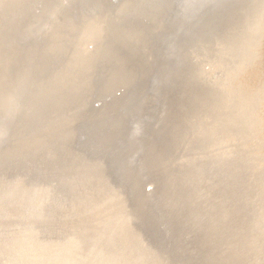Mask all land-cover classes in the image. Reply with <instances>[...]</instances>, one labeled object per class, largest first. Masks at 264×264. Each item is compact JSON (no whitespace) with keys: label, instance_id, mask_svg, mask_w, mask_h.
I'll return each instance as SVG.
<instances>
[{"label":"water","instance_id":"obj_1","mask_svg":"<svg viewBox=\"0 0 264 264\" xmlns=\"http://www.w3.org/2000/svg\"><path fill=\"white\" fill-rule=\"evenodd\" d=\"M243 1L37 0L21 17L28 0H0V174L25 172L64 194L94 183L121 192L145 236L186 262L217 264L186 253L190 228L160 177L173 138L168 99ZM79 238L91 242L81 227Z\"/></svg>","mask_w":264,"mask_h":264},{"label":"rangeland","instance_id":"obj_2","mask_svg":"<svg viewBox=\"0 0 264 264\" xmlns=\"http://www.w3.org/2000/svg\"><path fill=\"white\" fill-rule=\"evenodd\" d=\"M219 29L168 99L173 138L160 178L175 189L173 205L190 228L186 253L217 264H264V0H244ZM57 118L42 142H51ZM20 173L0 175V264H189L184 251L138 229L123 193L106 184L113 193H96L94 183L68 195ZM80 227L91 242L80 241Z\"/></svg>","mask_w":264,"mask_h":264},{"label":"bare ground","instance_id":"obj_3","mask_svg":"<svg viewBox=\"0 0 264 264\" xmlns=\"http://www.w3.org/2000/svg\"><path fill=\"white\" fill-rule=\"evenodd\" d=\"M37 0H28V5L22 10V9H20L21 11H20V14H21V17L23 16V15H29V16H31L32 14H33V9H34V7L38 4L37 2H36ZM27 3V2H26ZM65 14V12L64 11H62V9L60 8V10H58V12H57V15H58V17L57 18H60L61 17V15H64ZM240 15H243V14H240ZM244 17V16H243ZM70 27H71V25H68V26H66V29L69 31L70 30ZM248 27V26H247ZM80 31H85V30H80ZM59 32L61 33V34H65V31L63 30V29H61V30H59ZM90 32H93V31H90ZM236 58V57H235ZM206 61V60H205ZM207 63V62H206ZM217 77V76H216ZM244 113V112H243ZM246 113V112H245ZM183 120V119H182ZM231 122V121H230ZM229 123V122H228ZM232 123V122H231ZM261 124V123H260ZM228 142H230V141H228ZM234 143V142H233ZM255 159V158H254ZM234 161V160H233ZM256 170V169H255ZM10 173V172H9ZM19 173V172H18ZM22 173V172H21ZM20 173V174H21ZM25 173V172H24ZM14 174V173H13ZM0 175H2V174H0ZM18 175V174H17ZM12 176H14V175H12ZM9 177H10V175H9ZM17 177V176H16ZM1 178V177H0ZM10 179H12V178H10ZM19 179V178H18ZM27 181V180H26ZM12 182V181H11ZM24 182H25V180H24ZM23 184V183H22ZM28 186H29V184H28ZM43 188H44V186H43ZM259 188V187H258ZM11 189V188H10ZM9 189V190H10ZM29 189H30V187H29ZM262 191V190H261ZM39 193V192H38ZM48 193V192H47ZM256 193V192H255ZM3 195V194H2ZM8 195H9V193H8ZM69 195V194H68ZM4 196V195H3ZM51 196V195H50ZM96 196V195H95ZM53 197V196H52ZM74 197H76V196H74ZM0 199H1V197H0ZM4 199H5V197H4ZM66 199V198H65ZM8 200V199H7ZM46 200V199H45ZM59 200V199H58ZM31 201V200H30ZM38 201V200H37ZM71 202V201H70ZM7 203V202H6ZM5 203V204H6ZM30 203V202H29ZM43 203V202H42ZM53 203V202H52ZM58 203V202H57ZM3 204V203H2ZM32 204V203H31ZM37 204H39L38 202H37ZM65 204V203H64ZM10 205V204H9ZM44 205H45V203H44ZM28 206V205H27ZM56 206V205H55ZM68 206H69V204H68ZM3 207V206H2ZM10 207V206H9ZM8 207V208H9ZM30 207V206H29ZM39 207V206H38ZM58 207V206H57ZM0 208H1V206H0ZM55 208V207H54ZM60 208V207H59ZM2 209H4V208H2ZM38 209V208H37ZM40 209V208H39ZM6 210V209H5ZM4 210V211H5ZM45 210V209H44ZM3 211V212H4ZM10 211V210H9ZM51 211V210H50ZM60 211H63V210H60ZM187 211V210H186ZM184 212V211H183ZM1 213V212H0ZM53 213V212H52ZM60 213V212H59ZM61 213H63V214H65L64 212H61ZM113 213V212H112ZM42 214V213H41ZM44 214V213H43ZM5 215H6V213H5ZM8 215V214H7ZM30 215V214H29ZM55 215V214H54ZM41 216V215H40ZM43 216V215H42ZM0 217H3L2 215L0 216ZM35 217H37V216H35ZM50 217V216H49ZM8 218V217H7ZM19 218V217H18ZM53 218V217H52ZM59 218V217H58ZM40 219H41V217H40ZM47 219V218H46ZM61 219V218H60ZM94 219V218H93ZM1 220V219H0ZM28 220V219H27ZM43 220V219H42ZM53 220V219H52ZM56 220V219H55ZM257 220V219H256ZM260 220H262V219H260ZM2 221H3V218H2ZM4 221H6L5 219H4ZM26 221V220H25ZM60 221V220H59ZM76 221V220H75ZM63 222V221H62ZM257 222V221H256ZM3 223V222H2ZM2 223H0L1 225H2ZM8 223V222H7ZM30 223V222H29ZM32 223V222H31ZM30 223V225H32ZM61 223V222H60ZM6 224V223H5ZM37 224H39V222L37 223ZM48 224V223H47ZM10 225V224H9ZM13 225V224H12ZM11 225V226H12ZM40 225V224H39ZM53 225V224H52ZM5 226V225H4ZM20 226V225H19ZM28 226H29V224H28ZM61 226V225H60ZM32 227V226H31ZM25 228V227H24ZM29 228V227H28ZM87 228V227H86ZM40 229V228H39ZM91 229V228H90ZM2 230H3V228H2ZM6 230V229H5ZM10 230V229H9ZM22 230H24V229H22ZM88 230V229H87ZM49 231V230H48ZM69 231V230H68ZM28 233V232H27ZM32 233V232H31ZM94 233V232H93ZM12 234V233H11ZM19 234V233H18ZM35 234H37V233H35ZM35 234H32V235H35ZM52 234V233H51ZM73 234V233H72ZM2 235V234H1ZM0 235V236H1ZM22 235H23V233H22ZM29 235V234H28ZM40 235V234H39ZM47 235H48V233H47ZM14 236V235H13ZM25 236V235H24ZM43 236V235H42ZM108 236V235H107ZM219 236V235H218ZM5 237V235L3 236V239H6V237ZM9 237V236H8ZM16 237V236H15ZM21 237V236H20ZM38 237V236H37ZM52 237V236H51ZM9 239V238H8ZM20 239V238H19ZM30 239V238H29ZM36 239V238H35ZM28 240V239H27ZM62 240V239H61ZM147 240H148V238H147ZM225 240V239H224ZM8 241V240H7ZM10 241V240H9ZM8 241V242H9ZM21 241V240H20ZM46 241V240H45ZM51 241V240H50ZM16 242V241H15ZM110 242V241H109ZM0 243H2V242H0ZM11 243V242H10ZM21 243V242H20ZM42 243V242H41ZM9 244V243H8ZM27 244V243H26ZM37 245V244H36ZM86 245V244H85ZM107 245V244H106ZM1 246V245H0ZM8 246V245H7ZM22 246V245H21ZM49 246V245H48ZM131 246V245H130ZM4 247H5V245H4ZM76 247V246H75ZM10 248V247H9ZM27 248V247H26ZM79 248V247H78ZM88 248V247H87ZM121 248V247H120ZM134 248V247H133ZM199 248V247H198ZM20 249V248H19ZM35 249V248H34ZM108 249V248H107ZM163 249V248H162ZM200 249V248H199ZM1 250V249H0ZM24 250V249H23ZM5 251V250H4ZM32 251V250H31ZM29 252H30V250H29ZM201 252V251H200ZM18 253H19V251H18ZM34 253H36V252H34ZM102 253V252H101ZM111 253V252H110ZM203 254V253H202ZM19 255V254H18ZM113 255V254H112ZM130 255V254H129ZM6 256V255H5ZM22 256V255H21ZM31 256V255H30ZM35 256V255H34ZM32 257V256H31ZM95 257V256H94ZM115 257V256H114ZM132 257V256H131ZM130 257V258H131ZM153 257V256H152ZM4 258V257H3ZM18 258V257H17ZM36 258V257H35ZM39 258V257H38ZM44 258V257H43ZM154 258V257H153ZM33 259V258H32ZM83 259V258H82ZM125 259V258H124ZM25 260V259H24ZM5 261H6V258H5ZM43 261V260H42ZM114 261V260H113ZM154 261V260H153ZM3 262V261H2ZM12 262V261H11ZM29 262V261H28ZM32 262V261H31ZM81 262V261H80ZM7 263V262H6ZM73 263V262H72ZM76 263V262H75ZM102 264H104V263H102ZM190 264V263H189Z\"/></svg>","mask_w":264,"mask_h":264}]
</instances>
